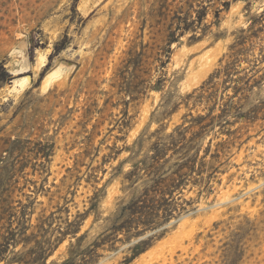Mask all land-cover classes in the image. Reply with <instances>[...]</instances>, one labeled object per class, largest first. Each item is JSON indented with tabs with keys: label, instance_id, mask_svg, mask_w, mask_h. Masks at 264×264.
Returning <instances> with one entry per match:
<instances>
[{
	"label": "rangeland",
	"instance_id": "rangeland-1",
	"mask_svg": "<svg viewBox=\"0 0 264 264\" xmlns=\"http://www.w3.org/2000/svg\"><path fill=\"white\" fill-rule=\"evenodd\" d=\"M162 4L0 0V171L9 162L27 165L15 176L21 190L13 196L16 212L29 205L27 236L54 245L66 223L97 202L99 220L94 222L91 212L76 236H86L76 252L83 255L119 198L127 200L121 189L128 185L124 177L131 163L184 117L188 124L214 101L216 115L232 94L233 84L223 91L222 76L204 92H216L209 103L195 102L209 76L230 62L234 42L251 34L249 21L264 9V0H166L167 10H160ZM179 9V16L189 13L194 24L167 45L166 22ZM258 28L259 38L247 41L242 47L247 54L237 56L233 79L264 74V20L253 31ZM23 77L28 82L14 87ZM256 93L252 105L264 101V81L252 96ZM87 108L91 113L85 119ZM227 129L215 125L195 142L200 155L210 139V154L229 142ZM182 201L189 205L177 218L130 242L119 234L114 250L96 251L94 264H124L140 239L148 248L129 264H264V121L220 152L208 184L188 186ZM55 211L53 225L38 231L37 218ZM74 242L67 237L45 264L65 260ZM33 245H11L0 264Z\"/></svg>",
	"mask_w": 264,
	"mask_h": 264
},
{
	"label": "trees",
	"instance_id": "trees-1",
	"mask_svg": "<svg viewBox=\"0 0 264 264\" xmlns=\"http://www.w3.org/2000/svg\"><path fill=\"white\" fill-rule=\"evenodd\" d=\"M227 7L228 3H224ZM225 7V8H226ZM166 7V0H163L160 10ZM180 9L175 11L166 22L165 31L169 34L167 45L176 42L174 35L179 32V36L191 30L194 20L189 21V13L179 16ZM166 20L164 13H159V17ZM202 17H198L196 22H201ZM264 20V9L254 18L250 19L247 31L251 34L238 39L231 46L233 53L229 56L230 62L223 68L218 69L212 73L206 82L199 88V94L195 102H202L204 99L206 104L209 103L215 91L209 93L207 96L204 92L213 89L217 81L224 77L222 81L223 91L227 90L229 86L227 83L233 84L232 94L228 96L220 108L219 112L214 115L217 109V101H214L211 106L206 107L204 114H198L195 117L191 116V120L186 121V117L180 125L175 127L168 135L163 138L156 139L147 151V154L139 161L131 163V169L128 171L124 180L128 185L122 188V192H127V200L125 197H120L117 203V208L107 218L106 224L95 234L92 242L82 252L83 255H76L82 242L85 239V234L76 237L79 233L83 221L92 212L94 214V222L99 220V215L96 213L98 203L95 202L90 205L83 213L75 216V219L66 223L64 230L59 231V236L54 239V245L49 240L36 241L34 234L26 235L29 229L27 225L29 218L25 209L29 205H24L21 210L15 211L13 206V196L16 190L21 189L17 187L18 180L15 178L26 168V163L9 162L0 171V262L4 261V254L8 252L9 247H15L19 242L23 246H27L34 242L25 254L13 257L6 261L5 264H45L47 259L51 256L54 249L57 248L67 237L75 239L71 250H69L68 257L58 264H94L98 256L96 251L107 246L108 250H114L117 243V236L125 233V241L130 242L132 239H137L145 235L148 231H154L160 227L168 224L172 219L177 218L186 210L189 205L188 201H182L181 197L184 191L189 186L200 187L205 181V185L213 176V161H217L220 152H225L230 146L234 145L236 141H240L243 136H246L250 128H253L259 121H264V101L257 105H252L254 97V88H259L264 81V74L257 79L253 76L247 75L239 79H233L237 74L234 70L235 65L239 62L238 55L247 54V50L243 49V45L247 41L259 38L261 28L253 31L255 26L261 24ZM182 24V25H181ZM253 70V69H252ZM251 71V70H250ZM208 86V87H207ZM234 100L236 102L234 103ZM90 109L84 110L83 117L88 119L90 116ZM229 117L230 120L221 123L222 119ZM217 125L219 128L227 127L226 135L229 142L217 144L214 153L210 154L211 142L210 139L207 145L201 152V145H198V140L213 127ZM232 127H235L231 130ZM250 137L247 136L242 143L246 142ZM230 139V140H229ZM138 148H141L142 142L140 140L135 142ZM13 147L6 149L10 155L13 152ZM35 156L45 153L36 149H30ZM87 155V153H86ZM210 157L209 162H205L207 157ZM208 164V167H207ZM143 172L141 176L139 173ZM203 174H206L203 180ZM54 197L49 200L53 201ZM60 199V197H58ZM19 203V202H18ZM58 212H51L48 217L37 218L36 228L38 231L43 229L44 225L50 228L53 225V215ZM15 224V227L13 225ZM18 238V239H16ZM10 240L14 243H10ZM44 246H43V245ZM51 245L53 246L51 248ZM47 246V248H45ZM148 244L144 239H140L136 244L129 248L132 255L130 258L124 260V264H129L141 253L146 251ZM56 264V263H52Z\"/></svg>",
	"mask_w": 264,
	"mask_h": 264
},
{
	"label": "bare ground",
	"instance_id": "bare-ground-1",
	"mask_svg": "<svg viewBox=\"0 0 264 264\" xmlns=\"http://www.w3.org/2000/svg\"><path fill=\"white\" fill-rule=\"evenodd\" d=\"M27 82H28V80H27L26 77H23V78L17 79V80L14 82V87H15V84H18V85H19V88H22V86L25 85ZM43 82H45V81H43ZM17 90H19V89H17Z\"/></svg>",
	"mask_w": 264,
	"mask_h": 264
}]
</instances>
